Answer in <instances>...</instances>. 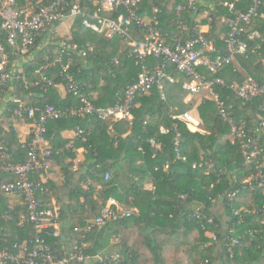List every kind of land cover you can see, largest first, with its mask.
Returning <instances> with one entry per match:
<instances>
[{"label": "trees", "instance_id": "obj_1", "mask_svg": "<svg viewBox=\"0 0 264 264\" xmlns=\"http://www.w3.org/2000/svg\"><path fill=\"white\" fill-rule=\"evenodd\" d=\"M189 1L145 0L139 5L138 13L148 14V18L152 19L157 17L166 36L167 31L180 30L176 22V5ZM208 1L213 3L212 7L197 2L196 11H185L183 19L187 28L184 38L198 34L197 18L209 11L208 16L203 19V22L211 24L210 34L207 33V36L215 39L217 48L221 49L225 47V37L223 39L222 36L224 32L227 34L226 17L245 10L248 1ZM226 2L234 4L232 11ZM89 5L93 7L94 4L90 2ZM261 12L262 15L256 18L255 26L261 33L260 53L264 56V6ZM104 14L114 17L117 12ZM82 20L83 16L75 19L69 37L57 35L60 23L56 24L55 33L50 38L47 39L48 28L40 33L35 46L30 49L35 52L32 61L24 64L22 72L15 66L17 73L26 75L28 83L21 78L10 82L12 89L9 90L8 98L17 96L31 105L54 103L62 108L82 105V97L67 92L64 84L50 86L47 90L41 89L40 85H30L31 81L44 74L61 83L63 65L69 64L68 71L74 76L81 93L94 106H108L118 102L126 87L135 82L141 69L140 64L134 56L129 55V49H124L121 56L118 54L124 43L122 38L110 40L84 26ZM132 33L141 40L145 36V28L135 25ZM62 40L72 44V47L63 45ZM75 44L77 49H73ZM254 44L256 41H250L251 47ZM79 48L84 49L86 54L78 52ZM110 48L112 49L109 50ZM249 54V58L238 56L242 67L248 71L256 66L260 68V54L252 50ZM117 55L120 60L115 63L112 60ZM58 57H61V61L56 60ZM147 60L150 66L156 61L152 56ZM38 69L40 72H37ZM174 74L176 81L165 83L164 95L157 86L148 93L138 95L132 109V124L126 119L102 118L97 113L66 116L49 122L47 135L51 139L53 137L55 146L63 145L60 147H65L68 142L54 140L55 133L59 136L63 129L82 128L76 144L66 149L61 154L63 156H54L59 161L66 156L74 159L75 146H85L87 149L86 163H80L78 170L82 171L80 180H85L89 187H75L79 188L76 202L82 205L81 212L76 213L79 211L78 205L74 206L72 213L61 209L60 231L57 236H50L46 231L42 233L47 235L45 237L51 244L64 241V249L58 243L57 252H69L75 243L86 240L90 242L86 252L92 257L98 252L105 254L121 250L127 252L125 264H136L135 251H131V245L126 243L131 237L126 238L123 245H119L122 230L132 228L145 233L148 246L160 262L161 248L154 237L156 232L168 237L176 235L187 238L183 241L187 247L184 249L185 257L194 264H264V193L261 189H250L244 182L253 168L244 164L239 143L232 142L230 128L217 114L215 100L206 96L197 105L196 113L192 112V103L185 100L189 91L183 88V74L177 70H174ZM218 75L227 81L226 86L217 85L215 91L225 100L228 112L238 123L244 121L248 129L257 126L261 99L245 103L229 86L235 80L242 81V73L234 64H229L223 66ZM61 86L67 92L65 97L59 93ZM15 106V102L11 100H0V137L4 138L9 152L15 154L17 160H22L27 155L16 123L30 122V119L14 117ZM184 110L196 114L207 132L193 131L185 120L173 118V115H179ZM161 127L167 128L169 132L163 133ZM178 134L185 159L176 157L175 138ZM224 137L227 138L223 142ZM149 138L160 143V148L152 145ZM195 162L197 167L193 166ZM166 164H169L168 169L165 168ZM72 166V162L62 163L65 187L70 183V174L75 172ZM107 172L110 173L109 178L105 177ZM38 174L39 172L35 175L36 179ZM147 184H151L153 188L147 189ZM97 185L101 186L100 189H97ZM231 192H236L233 199H230ZM81 196L85 197V201L81 202ZM69 197L71 201L75 200L71 193ZM109 198H114L120 206L125 205L122 206L124 209L137 207L139 211L119 220H108L105 225L98 227L91 221L100 215ZM7 209V200L1 195L0 239L5 246L35 236L37 229L34 224H18V211L23 210L22 205L16 207L10 221L4 219ZM197 211L200 216L196 215ZM75 219L78 221L75 222ZM75 226L83 230L90 227L87 237L82 238L83 232L75 231ZM192 234L194 237H191ZM235 238L239 241L232 246ZM72 264L79 263L74 261Z\"/></svg>", "mask_w": 264, "mask_h": 264}, {"label": "built area", "instance_id": "obj_2", "mask_svg": "<svg viewBox=\"0 0 264 264\" xmlns=\"http://www.w3.org/2000/svg\"><path fill=\"white\" fill-rule=\"evenodd\" d=\"M144 1L0 0V100L15 102L14 117L22 120L28 117L31 123V130L22 139V147L26 149L27 155L25 159L17 160L16 155L9 152L4 138L0 137V196L19 197L23 210L18 211V224L29 222L37 229L35 236L31 239L15 241L11 246H5L0 239V264H72L74 261L79 264H125L126 251L114 250L105 254L98 252L92 257L86 252L90 245V242L86 240L75 243L69 252L66 250L57 252L58 243L64 249V241L51 244L45 237L47 235L42 233L46 231L50 236H57L60 231V210L44 200L43 196L47 187L41 180L36 179L35 175L37 172L47 171L55 155H61L73 146L71 142H68L65 147H56L52 144L47 135L50 121L66 116L97 113L102 118L126 119L132 124V109L138 95L148 93L155 86L164 95L165 83L176 81L174 70L183 74V88L189 91V94L204 89L209 91L208 96L216 102L217 114L227 122L230 128L232 142L239 143L244 164L253 168L244 178V182L250 189H261L264 193V56L260 53L261 33L255 26L256 18L262 15L264 0H247L248 6L245 10L226 17L225 47L221 49L200 31L194 37L184 38L187 25L183 15L187 10H197L198 4L195 0L179 2L176 5V22L180 30L171 33L172 43L164 39L160 20L157 17L146 19L144 15L138 13L139 5ZM90 2H93V7L89 5ZM226 5H229L230 11L234 9L233 3H226ZM106 12H117V15L108 16L104 14ZM78 16H83L82 24L96 33L110 40L122 38L130 51L129 55L134 56L140 64L141 69L135 82L126 87L118 102L108 106H94L81 93L74 76L68 71L69 64L63 65L61 83L44 74L39 79L31 81L30 85H40L41 89L47 90L50 86L58 87L64 84L67 92L82 97V105L62 108L54 103L31 105L17 96L8 98L9 90L12 89L10 82L21 78L28 83L26 75L17 73L15 66L17 65L22 72L25 69L24 64L32 61L35 52H31L30 49L35 46L40 33L48 28V39L55 33L57 23L61 24L73 18L71 22L73 24ZM135 25L145 28V36L141 40L132 33ZM250 41H256V44L251 47ZM66 42V40L61 41L63 45L72 47V44ZM77 47L76 44L73 45V49ZM251 50L260 54L261 67L256 66L248 71L242 67L238 56L249 58ZM78 52L86 54L84 49L79 48ZM149 56L156 60L152 66L147 60ZM56 60L61 61V57ZM119 60V57H114L112 61L118 63ZM229 64H234L241 73L245 72L242 81L235 80L229 85L235 94L245 103L261 99L257 113L259 122L252 129H248L242 120L238 123L228 112L225 100L221 99L215 91L217 85H227L226 79L218 73L223 66ZM37 72H40V69ZM173 118L185 120L187 126L193 131H198L202 122L189 110H184L179 115L175 114ZM161 131L169 132L165 127H161ZM80 134H82V128L77 129V135L80 136ZM179 135L175 138L176 157L185 159ZM148 140L152 145L160 148V143L155 139ZM197 165L196 162L193 164L194 167ZM165 168L168 169L169 164H166ZM105 177L109 178L110 173L107 172ZM235 195L236 192H231L230 199H233ZM15 210L16 206L8 205L4 219L12 220ZM138 211L137 207L124 209L114 198H109L107 204L101 209L100 215L91 222L102 227L108 220H119ZM262 213V222H264V204ZM196 215L200 216L199 211ZM74 229L83 232L82 238L87 237L86 234L90 232V227L83 230L75 226ZM238 241L235 238L231 245L237 244Z\"/></svg>", "mask_w": 264, "mask_h": 264}, {"label": "crops", "instance_id": "obj_3", "mask_svg": "<svg viewBox=\"0 0 264 264\" xmlns=\"http://www.w3.org/2000/svg\"><path fill=\"white\" fill-rule=\"evenodd\" d=\"M198 2H200V4L202 5H206V6H213V3L211 1L208 0H197ZM227 3V2H226ZM225 3V4H226ZM206 12V11H205ZM148 14H145L144 17L146 19H150L148 18ZM203 16L200 15L197 18L198 21V31H200L203 35L207 36L210 34V28H211V24L210 23H205L203 22V19L201 20V17ZM211 20V19H210ZM256 23V22H255ZM226 26V24H225ZM163 32V37L164 39L169 42L172 43V36L171 33L173 32L171 31H167L166 36ZM225 32L224 35L222 36L223 39L225 37ZM214 44L216 43V40L213 38L208 37ZM216 45V44H215ZM125 49L127 48V45L125 44ZM122 53H124V51H122ZM121 53V54H122ZM120 54V55H121ZM184 79V78H183ZM59 93L65 97L67 94L65 93V89L63 86H61L59 88ZM17 128H18V132H19V137H21L20 139H24L29 131L31 130V123L27 122V121H21L20 123H16ZM110 127H112V125H110ZM130 132V130L125 134L127 135ZM78 138L77 135V129H63L59 132V136H56L55 133V139L54 140H59L60 142H71L73 145L76 144V140ZM52 144H53V137L52 139L50 138ZM54 145V144H53ZM55 146V145H54ZM63 146V145H60ZM60 146H56V147H60ZM74 152L76 153V157L74 159H71L70 157L64 158V160L59 161L58 158L54 157L52 158L51 162H50V167L47 171H40L39 174L37 175L38 180H41L45 186L47 187V191L45 193V195L43 196L44 200L52 206H55L57 208H59V210L63 209V210H67L69 213L73 212V209L75 208L74 206L78 205V209L79 211H77L76 213H80L81 212V207L82 205L78 204V202H76V194L78 193V187H83L84 189H87L89 187L88 183L85 182V180H80V175L82 174V171L78 170L79 169V164L80 163H86V157H87V149L85 146H75L74 147ZM63 156V155H60ZM68 163V162H72V170L75 171L74 174H70V183L67 187H65V175L63 173L62 170V163ZM85 168V166H84ZM76 186H78L77 188H75ZM100 185H97V189H100ZM151 188H153V186H151ZM72 189H74L72 191ZM72 194L74 197V201L70 200L69 194ZM96 196V195H95ZM4 198L7 200V204L8 205H14L16 207L21 206V199L19 197L16 196H4ZM85 201V197L81 196V202ZM80 202V203H81ZM67 204V205H66ZM123 207H125V205L121 204ZM68 206V207H67ZM75 222L78 221V219L74 220ZM130 231V229H127ZM133 250V249H131Z\"/></svg>", "mask_w": 264, "mask_h": 264}, {"label": "rangeland", "instance_id": "obj_4", "mask_svg": "<svg viewBox=\"0 0 264 264\" xmlns=\"http://www.w3.org/2000/svg\"><path fill=\"white\" fill-rule=\"evenodd\" d=\"M195 1L198 2L197 0ZM208 14H209V11L204 12L203 16L201 17V20L205 19L208 16ZM72 21H73V18H69L68 20L61 23L59 27L57 28L58 29L56 32L57 35H59L60 37H67V36L69 37V35H71V29L74 24V22L73 24H71ZM125 47H126L125 43H123L120 46L118 54H121L122 51H124ZM111 49L112 48H110L109 50ZM118 56L119 55H117L116 57ZM244 73H242L243 77L245 76ZM208 95H209V91L207 89H204L197 93L193 92L192 94H188L185 100L192 103L193 105L192 112L196 113L197 105L200 104L201 101ZM198 131L207 132L205 129L204 123L201 122V124L199 125ZM226 138L227 137H224L222 141L224 142ZM146 187L147 189H152L151 184H147ZM144 235L145 233H141L139 230L131 228L130 231L127 229H123L122 233L119 236L121 240V243L119 245H123L125 242V239L128 237H131V239H128L126 243L128 245H131V248L133 249V251H135L134 257L136 256L135 257L136 264H162V263L164 264H194V262L190 261V259L185 257L184 249H186L187 247H186V244L184 245L183 241L186 240L187 238H185L184 236L172 235L171 237H168V235L164 233H160V232H156L154 234V237L156 238V241L160 245V248H161L160 258L162 261L160 262L156 260L154 253L148 246L147 240H145L146 235L145 236ZM191 237H194V235L192 234Z\"/></svg>", "mask_w": 264, "mask_h": 264}]
</instances>
